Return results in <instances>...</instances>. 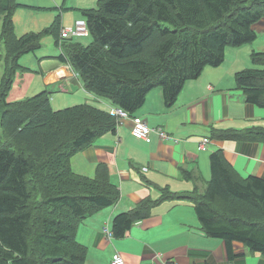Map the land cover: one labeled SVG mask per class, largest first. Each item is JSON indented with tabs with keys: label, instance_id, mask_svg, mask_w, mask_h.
Returning <instances> with one entry per match:
<instances>
[{
	"label": "trees",
	"instance_id": "1",
	"mask_svg": "<svg viewBox=\"0 0 264 264\" xmlns=\"http://www.w3.org/2000/svg\"><path fill=\"white\" fill-rule=\"evenodd\" d=\"M21 6L0 0V264H86L79 226L116 205L121 191L106 165L90 179L75 174L71 159L115 134L119 121L89 104L54 110L48 91L9 102L17 73L29 70L21 58L53 35L61 51L56 58L79 73L88 92L134 116L160 88L172 108L188 82L223 65L228 48L256 41L264 0H99L96 8L76 9L92 38L88 46L61 38L62 16L43 31L17 36L13 16ZM251 59L255 67L236 73V87L247 103L264 108V52L253 51ZM213 133L220 140L264 143V127ZM210 164L206 192L179 198L195 204L204 232L226 243L230 261L237 258L234 242L264 257V180L240 176L222 150L211 154ZM156 204L145 201L116 216L115 238H124Z\"/></svg>",
	"mask_w": 264,
	"mask_h": 264
},
{
	"label": "crops",
	"instance_id": "2",
	"mask_svg": "<svg viewBox=\"0 0 264 264\" xmlns=\"http://www.w3.org/2000/svg\"><path fill=\"white\" fill-rule=\"evenodd\" d=\"M95 1L18 0L22 6L13 16L16 34L21 37L43 31L45 28L40 30L41 27L47 28L50 20L42 22L41 14L52 16L54 8L61 4L77 11L93 7ZM76 14L81 16L62 14V26L70 27L83 19ZM1 26L2 19L0 31ZM87 37L76 39L82 43ZM246 46L228 48L226 62L218 68H206L197 80L188 82L172 108L166 107L163 92L157 88L131 116L145 120L152 129L164 130L173 141H163L155 132L147 140L135 138L130 118L119 122L115 134L105 135L71 159L75 174L90 179L95 178L99 165H106L110 181L121 191L116 205L86 218L79 226L77 240L87 248L86 264H111L116 255H121L126 264H264L263 256L239 242L233 243L237 258L230 261L226 243L204 232L195 204L179 198L206 192L212 178L210 156L217 150L223 151L243 178L255 176L264 180V143L213 136L215 130L264 127V108L247 103L236 87V73L253 66L251 53L264 52V47H257L255 42ZM30 56L20 60V65L29 70L17 73L9 102L48 91L54 109L89 104L110 113L118 108L110 99L88 92L79 73L57 56L38 58L37 52L39 61ZM204 139L209 140L206 151L200 149ZM165 192L173 197L163 199ZM145 201L157 202L149 217L136 222L124 238H115V217L135 210ZM107 228L112 235L105 232Z\"/></svg>",
	"mask_w": 264,
	"mask_h": 264
},
{
	"label": "built area",
	"instance_id": "3",
	"mask_svg": "<svg viewBox=\"0 0 264 264\" xmlns=\"http://www.w3.org/2000/svg\"><path fill=\"white\" fill-rule=\"evenodd\" d=\"M89 35L87 24L84 19L76 21V23L73 26L70 27H64L61 33V38L63 40H68L74 37H87ZM113 116H115L119 122L122 120H130L132 118L129 113L124 111L120 108L111 109L110 112ZM133 127H132V135L140 140H147L149 139V136L151 133L155 132L159 135V137L163 141H173V138L167 134L162 129H152L149 127L147 122L143 119L139 118H132ZM209 140L204 139L203 142L200 145V149L203 151L207 150ZM147 170V169H145ZM105 232L109 235H112L111 231L107 228L105 229ZM111 264H126L124 258L121 255H116L113 257Z\"/></svg>",
	"mask_w": 264,
	"mask_h": 264
},
{
	"label": "rangeland",
	"instance_id": "4",
	"mask_svg": "<svg viewBox=\"0 0 264 264\" xmlns=\"http://www.w3.org/2000/svg\"><path fill=\"white\" fill-rule=\"evenodd\" d=\"M76 1L77 2H81L82 0H76ZM98 1L99 0H96L94 2L93 7L96 8ZM69 2H71V0H69ZM89 2H91V0L90 1L87 0V3L88 4H89ZM62 6H63V8H62ZM69 6L68 5H65L64 6V5L61 4L59 7H55L54 8V10H53L54 11V15H52V16H49V15L42 16L43 14H41L40 19H41L42 22H45L46 20H50V23L48 25V27H49V26H51V24H53V22L55 21V19L58 16H62V14L69 15V14L80 13L78 11H74L73 9H70ZM93 7H90V8H93ZM76 16L81 17L79 14H76ZM35 22H36V20H34V23ZM263 23H264V19L261 20L259 23H257L255 25L256 32L258 34V38L255 41V44L257 45V47H264V32H263L264 29L262 27L263 26ZM261 27H262V30H261ZM44 28L46 29V27H41L40 30H43ZM73 40H74V42L80 43L78 41V39H76V37H74ZM82 40H84V41H82V43H80V44H82L83 46H88V45H90L92 43V38L90 36H88L87 38L82 39ZM251 46H252V44H249V46L247 45L246 47H251ZM253 47H255V46H253ZM262 50H264V48H262ZM38 53L40 55V56H38V58H41L42 56H45V57H48V59L50 57L58 56L60 54V49L56 46V44H55V38H54L53 35H50V36L46 37L43 40L42 48L38 51ZM35 54H30L31 55L30 57H34L35 60L39 61V59L35 56ZM4 55H5V47H4V44H3V42L1 41V38H0V75H2V71H3L2 70V68H3V61L1 59L3 58ZM44 60H46V59H42V61H44ZM230 61H231V58H228L227 63H229ZM225 62H226V60H225ZM254 67L255 66L254 65L252 66V64H251V67L246 68V69H252ZM65 108H67V107H65ZM54 110H59V109H54ZM1 131L2 130L0 129V134H1Z\"/></svg>",
	"mask_w": 264,
	"mask_h": 264
}]
</instances>
